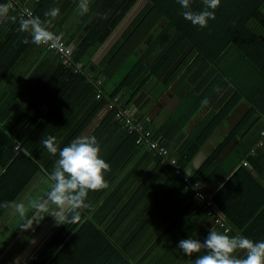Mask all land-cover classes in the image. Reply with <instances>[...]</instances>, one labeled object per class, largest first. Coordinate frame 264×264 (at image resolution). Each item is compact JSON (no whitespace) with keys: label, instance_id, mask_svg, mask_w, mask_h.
I'll list each match as a JSON object with an SVG mask.
<instances>
[{"label":"trees","instance_id":"trees-1","mask_svg":"<svg viewBox=\"0 0 264 264\" xmlns=\"http://www.w3.org/2000/svg\"><path fill=\"white\" fill-rule=\"evenodd\" d=\"M75 2L16 0L7 16L0 17V221L38 174L49 179L50 166L58 156H52L43 147V137L55 136L60 148L67 146L75 135L95 137L102 158L110 165V171L105 173L108 187L90 192L87 202L91 207L81 210L80 221L61 224L31 264H63L66 250L75 254L85 250L88 264H194L198 255L206 253L189 257L178 244L190 237L203 241L213 230L212 225L230 236L264 241V183L259 164L264 152L259 143L250 151L237 148L243 151L244 159L237 168L236 163L226 166L228 172L222 177L225 182L214 195L215 205L230 228L228 232L197 204L193 187L174 171L179 167L192 182L200 181L203 186L218 169L217 159L226 143L249 125L256 126L253 101L264 89V0H221L215 20H209L207 28L186 20L182 15L185 9L178 0H88L86 14H81L79 5L75 9L72 19H80L81 33L71 62L66 64L49 46L35 45L29 34L18 31L22 7L31 8L33 16L43 21L49 19L44 16L47 10L59 8V18ZM0 4L10 3L0 0ZM191 8L203 11V0H191ZM49 25L48 30L70 45V39ZM115 31L121 33L117 52L134 51L151 33L154 39L144 54L133 61L121 82L111 88L106 83L110 65L104 67L103 76H92L86 62L99 50L104 38ZM26 38L28 43L23 42ZM109 55L111 61L118 57V53ZM194 58L198 65L214 70L220 83H230L232 89L208 116L207 131L201 128L202 135L192 132L197 149L243 99L251 103V108L205 163L190 171L179 160L171 164L170 154L165 157L138 144V134L130 133L116 117L117 110L110 109L108 104L119 97L121 107L128 110L123 91L141 71L147 76L153 74L159 83L164 80L169 62L174 60L173 71L178 74ZM79 64L81 72L74 73ZM147 76L142 79L145 81ZM209 92L204 93L202 101L213 95ZM202 101L189 108V114H183V121L179 115L182 107L173 117L179 115V122L185 125ZM96 109H103L104 113L85 131ZM128 115L151 130L154 140L162 142V131L151 129L130 111ZM261 138L262 133L259 142ZM152 163L158 165L153 173L149 170ZM233 169L234 173L227 178ZM179 192H185L187 198L184 210H180V200L176 198ZM5 203L9 207H4ZM196 222L208 228L195 225ZM238 255L243 257L244 253ZM78 263L85 264H74Z\"/></svg>","mask_w":264,"mask_h":264},{"label":"crops","instance_id":"crops-1","mask_svg":"<svg viewBox=\"0 0 264 264\" xmlns=\"http://www.w3.org/2000/svg\"><path fill=\"white\" fill-rule=\"evenodd\" d=\"M79 2L80 0H76L64 15L51 19L49 23L51 24L49 25L51 29L58 30L62 37L67 40L70 39V45L73 48L79 43L78 39L81 33L79 25L80 19H72ZM107 37L104 38L99 50L94 53L93 57L87 60L86 69L92 76H103V70H106L105 66L109 64L110 78L106 83L108 87L112 88L121 82L130 70L133 61L144 54L154 37L153 33H151L141 43L138 44L137 41L138 47L134 51L129 52L115 51L117 47L116 43L121 37L120 32L115 31ZM262 40L264 43V33ZM110 53H114V55L118 53V57L111 61ZM152 57H149V59L151 60ZM173 61L168 63L162 82L156 83L153 74L150 73L147 76V74L141 71L130 85L125 88L123 95L126 101L129 102L128 111H130L132 116L146 123L151 129L162 131V143L169 149L170 157L175 161H181L182 164L187 165L190 171H193L201 167L220 144L227 139L230 132L243 121L246 114L250 111L251 103L243 99L234 108L225 122L218 127L217 131L211 137H208L202 146L197 149L196 143L193 142L194 136H191L193 134L192 132L202 135L204 130L200 131L201 128L207 131L205 124H207L208 116L214 110L216 111L218 109L219 100L227 94V91L231 89V85L225 81L220 83L221 81H218L219 76L216 72L203 65H198V60L195 58L181 68L180 73L175 74L173 71ZM233 71L235 72V69ZM146 76L148 79L144 81L142 78ZM152 76L153 78H151ZM142 81L143 86L141 84ZM133 91L135 93L130 95ZM206 91L213 93L210 97L207 96L208 103H202L197 113L185 125H181L178 118L179 115L183 121L185 115L189 114V108H194L201 103L202 98L206 95L204 93H208ZM253 104L257 109V113L253 117L256 119V122H254L256 126L254 124L249 125V128L238 132V137L235 136L229 143H226L225 148L217 159L218 169L211 175L210 181L205 182L203 185L205 190L212 192L214 195L225 182V180L222 181V177L228 172L225 170L226 166H232L236 163L237 168L244 159V155H242L243 151H237V148L241 146V150L247 149L250 151L253 146L259 143V137L262 131H264V89L257 95ZM180 107L184 108V110L174 118L173 115L178 113ZM185 112L186 114L183 115ZM103 113V109H96L91 115L92 117L90 119L92 120L89 119L87 121L85 131L92 124L93 120L96 117H101ZM77 136L75 135L71 139V142L79 138ZM261 147L264 152V145ZM57 158L51 164L48 174L53 171ZM259 164L262 168V175L260 177L264 183V157L260 158ZM157 167L152 163L149 166V170L153 173ZM234 171L235 169L229 171L227 178H230ZM45 181L49 182V186L51 185L47 176L41 177L38 174L1 219L0 264H31L61 225L57 224L54 217L48 216V213H42L37 217L33 210L27 209V217L32 219V229L22 230L21 224L24 221L15 212L16 204L23 203L27 207L31 201L44 197L50 188L44 187ZM184 191L186 192V190ZM185 192L182 194L179 192L176 196L180 200L178 201L180 210H184L187 204V198L184 196ZM53 208L54 206H50V211ZM202 224L205 228H208L202 222L195 223V225ZM210 228L217 231L215 225H212ZM65 254L62 259L65 261L63 264H74L76 261L85 264L89 262L85 250L80 254H75L73 250L69 252L66 250Z\"/></svg>","mask_w":264,"mask_h":264},{"label":"clouds","instance_id":"clouds-1","mask_svg":"<svg viewBox=\"0 0 264 264\" xmlns=\"http://www.w3.org/2000/svg\"><path fill=\"white\" fill-rule=\"evenodd\" d=\"M185 9L182 15L193 25L207 28L209 20H215V10L220 6L221 0H203L204 10L193 11L191 0H178ZM10 4H0V17L7 16ZM81 14L89 11L88 0H80ZM60 14L59 8H51L44 13L49 18L41 20L39 16L28 14L21 17L18 31L31 36L35 45L54 47L59 37L49 31L47 24ZM15 17L12 20L15 21ZM24 43H28L26 38ZM202 103L207 104L205 99ZM43 147L52 156H58L56 165L49 175L50 188L44 197L33 200L26 207L23 203L15 205V212L24 221L22 230L32 229V219L27 217V209L34 211L38 217L42 213L54 217L57 224L77 223L81 219V210L88 209L90 192L101 191L108 187L105 173L110 171V165L101 156V147L95 137H80L72 140L70 144L60 148L56 137L48 135L40 141ZM50 206H54L50 211ZM4 207H9L5 203ZM178 248L185 255L191 257L198 255L194 264H264V241H253L245 236H230L216 230H210L203 241L194 238L183 239ZM243 252L241 257L238 253Z\"/></svg>","mask_w":264,"mask_h":264},{"label":"built area","instance_id":"built-area-1","mask_svg":"<svg viewBox=\"0 0 264 264\" xmlns=\"http://www.w3.org/2000/svg\"><path fill=\"white\" fill-rule=\"evenodd\" d=\"M10 5L13 6L16 4V0H8ZM31 13L33 15V11L29 7H22L20 10V16L27 17L28 14ZM51 31V30H49ZM52 32V31H51ZM47 46V45H46ZM52 50L55 51L56 54L63 60V63H70L71 62V55L73 52V47L71 45H67L66 42L59 37V40L56 42L54 47H50ZM81 72V64L74 67V73ZM101 93L98 92L97 97H100ZM108 107L110 109H116V117L121 119L125 126L128 128L130 133L136 132L138 134L137 143L143 146L148 147L150 150H154L155 153L168 156L169 151L166 145L162 142L154 140L152 138L151 130L144 128V126L134 120L131 116L128 115V110L121 107V103L119 97H115L109 104ZM264 144V131H262V138L259 142V145L262 146ZM171 164L175 165L176 161L171 160ZM245 165H248L247 161H244ZM175 174L181 175L184 182L189 184L195 190L194 192V199L197 201V204L205 209L206 213L218 223L221 227H224L225 231L228 232L230 228L226 226L224 222V217L220 213L219 209L216 207L214 202V194L204 189L201 186L200 181L192 182L190 180V176L188 174H184L183 171L179 167H175Z\"/></svg>","mask_w":264,"mask_h":264},{"label":"rangeland","instance_id":"rangeland-1","mask_svg":"<svg viewBox=\"0 0 264 264\" xmlns=\"http://www.w3.org/2000/svg\"><path fill=\"white\" fill-rule=\"evenodd\" d=\"M40 176L43 177V176H45V175L40 174ZM42 179H43V178H42ZM48 184H49V182H48V181H45V182H44V187H45V188L50 187ZM46 191H47V189H46ZM79 242H80V241H79ZM79 242H78V244H79Z\"/></svg>","mask_w":264,"mask_h":264}]
</instances>
